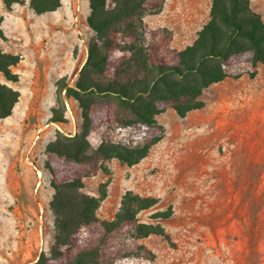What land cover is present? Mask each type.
Listing matches in <instances>:
<instances>
[{
	"label": "rangeland",
	"instance_id": "rangeland-1",
	"mask_svg": "<svg viewBox=\"0 0 264 264\" xmlns=\"http://www.w3.org/2000/svg\"><path fill=\"white\" fill-rule=\"evenodd\" d=\"M193 1L175 0L167 19L176 14L199 25L201 6L197 12L190 9ZM250 3L264 21V0ZM89 13L88 0H62L56 11L40 15L29 0L11 11L0 0V49L21 57L12 68L18 83L0 75L1 83L21 94L12 115L0 121V264H34L41 254L51 256L55 227L49 204L54 192L44 167L45 147L57 132L83 131L78 104L64 92L67 123H52L50 118L51 109L60 107L57 82L64 78L74 86L89 44L99 43L87 25ZM156 15L143 16L151 28ZM247 68H230L227 79L206 89L204 108L185 118L172 109L158 116L164 138L138 165L113 160L109 176L99 172L84 180L83 191L94 196L109 180L107 197L98 209L103 220L115 217L127 190L159 199L139 220L161 223L169 241L126 234L125 252L144 245L156 255L154 264H264V66H257L254 78L240 74ZM106 135V126H100L88 139L96 147ZM114 138L130 141L132 135L122 130ZM169 207L173 215L168 220L151 218ZM121 263L152 264L134 257Z\"/></svg>",
	"mask_w": 264,
	"mask_h": 264
},
{
	"label": "trees",
	"instance_id": "trees-1",
	"mask_svg": "<svg viewBox=\"0 0 264 264\" xmlns=\"http://www.w3.org/2000/svg\"><path fill=\"white\" fill-rule=\"evenodd\" d=\"M167 0H88V27L99 43L88 46V57L74 86L57 82V103L50 122L66 124L61 94L77 102L81 112V134L57 132L45 147V169L53 190L49 207L54 213L55 233L51 256L44 254L34 264H122L141 258L154 264L156 255L144 245L134 253L124 250V236L136 239L151 235L169 241L161 223H143L142 212L155 207L159 199L127 190L112 220H103L98 209L107 197L109 180L99 186L98 195L85 193L84 180L99 172L109 176L110 164L138 165L165 135L158 116L172 109L180 118L205 107L203 93L227 79L229 69L247 65L243 73L256 76L264 66V21L250 0H212L210 18L193 43L183 50L172 47L173 32L151 28L144 14H159ZM7 11L22 0H2ZM36 14L56 11L62 0H29ZM1 22V19H0ZM4 34L0 28V40ZM21 61L17 54L0 49V75L18 83L12 71ZM250 67V68H249ZM21 94L0 82V121L11 116ZM100 126L107 135L93 147L88 139ZM129 131L132 140L114 138ZM172 207L151 216L168 220Z\"/></svg>",
	"mask_w": 264,
	"mask_h": 264
},
{
	"label": "crops",
	"instance_id": "crops-1",
	"mask_svg": "<svg viewBox=\"0 0 264 264\" xmlns=\"http://www.w3.org/2000/svg\"><path fill=\"white\" fill-rule=\"evenodd\" d=\"M174 2L175 0L166 1L163 10L156 15L157 18L155 20V25L153 26V28H167L171 30L173 32L172 47L180 51L193 43V41L197 37L198 32L209 20L212 0H205V7H203L204 3L201 0H194L193 4L189 6L190 9H194L196 12L198 6H201L199 10V16L201 17L202 22L197 26H194L191 22L181 20V16L176 14L173 19H167V11L168 9L172 8ZM158 21H160V23H158ZM36 261L37 260H34V263Z\"/></svg>",
	"mask_w": 264,
	"mask_h": 264
},
{
	"label": "bare ground",
	"instance_id": "bare-ground-1",
	"mask_svg": "<svg viewBox=\"0 0 264 264\" xmlns=\"http://www.w3.org/2000/svg\"><path fill=\"white\" fill-rule=\"evenodd\" d=\"M37 173H38L39 177L42 179V176H43V175H42V172L39 170V171H37ZM41 182H42V181L38 182L37 185L40 186V183H41Z\"/></svg>",
	"mask_w": 264,
	"mask_h": 264
}]
</instances>
